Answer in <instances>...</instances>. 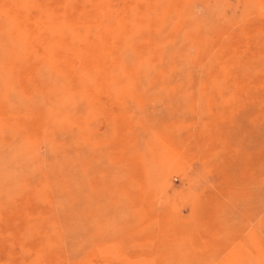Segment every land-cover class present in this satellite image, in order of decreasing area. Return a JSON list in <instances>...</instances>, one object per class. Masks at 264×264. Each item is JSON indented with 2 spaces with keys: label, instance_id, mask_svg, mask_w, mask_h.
Listing matches in <instances>:
<instances>
[{
  "label": "rangeland",
  "instance_id": "1",
  "mask_svg": "<svg viewBox=\"0 0 264 264\" xmlns=\"http://www.w3.org/2000/svg\"><path fill=\"white\" fill-rule=\"evenodd\" d=\"M0 3V264H264V0Z\"/></svg>",
  "mask_w": 264,
  "mask_h": 264
},
{
  "label": "bare ground",
  "instance_id": "2",
  "mask_svg": "<svg viewBox=\"0 0 264 264\" xmlns=\"http://www.w3.org/2000/svg\"><path fill=\"white\" fill-rule=\"evenodd\" d=\"M0 1H1V0H0ZM14 2H15V1H14ZM3 3H4V2H3ZM3 3H2V4H3ZM85 3H86V2H85ZM4 4H5V3H4ZM11 4H13V3H11ZM0 5H1V3H0ZM85 5H87V4H85ZM100 5H101V4H100ZM8 6H9V5L7 4V8H8ZM23 6H24V5H23ZM111 6H112V5H111ZM103 7H104V6H103ZM146 7H147V6H146ZM2 8H3V7H2ZM4 8H6V6H4ZM53 8H54V7H53ZM12 9H13V8H12ZM18 9H19V8H18ZM20 9L22 10V7H21ZM5 10H6V9H5ZM15 10H16V8H15ZM123 10H124V9H123ZM10 11H11V9L9 10V14L12 13V11H11V12H10ZM92 11H93V10H92ZM7 12H8V11H7ZM14 12H15V11L13 10V13H14ZM17 12H18V11H17ZM90 12H91V11H90ZM18 13H19V12H18ZM18 13H17V14H18ZM22 13H23V12H22ZM18 15H19V14H18ZM11 16H12V15H11ZM26 16H27V15H26ZM8 18H10V16H9ZM27 18H28V17H27ZM137 18H138V17H137ZM10 19H12V18H10ZM8 20H9V19H8ZM9 21H11V20H9ZM12 21H13V20H12ZM12 21H11V22H12ZM11 22H10V23H11ZM12 23H13V22H12ZM28 23H29V22H28ZM22 24H25V25H26L27 22H25V23L23 22ZM9 25H11V24H9ZM9 25H8V26H9ZM25 25H24V26H25ZM48 25H49V24H48ZM57 25H58V24H57ZM16 26H19V25L16 24ZM26 26H27V25H26ZM51 26H53V25H51ZM51 26H50V27H51ZM58 26H59V25H58ZM6 27H7V26H6ZM10 28H11V27H10ZM56 28H57V27H56ZM31 29H32V28H31ZM34 29H35V28H34ZM48 29H49V28H48ZM51 29L54 30L53 28H51ZM28 30H29V28H28ZM13 31H14V30H13ZM17 31H18V30H17ZM57 31H58V29H57ZM11 32H12V31H11ZM54 32H55V31H54ZM16 33H17V32H16ZM18 33H19V31H18ZM29 33H30V32H29ZM50 33H51V32H50ZM22 34H23V33H22ZM29 35H30V34H29ZM51 35H52V33H51ZM53 35H54V34H53ZM73 35H74V34H73ZM54 36H55V35H54ZM21 37H22V36H21ZM22 39H24V38H22ZM16 40H17V39H16ZM18 43H19V42H18ZM20 44H21V43H20ZM20 47H21V46H20ZM22 47H23V46H22ZM58 47H59V46H58ZM58 47H57V48H58ZM58 49H62V48L59 47ZM58 49H56V50H58ZM124 49H125V48H124ZM89 50H90V49H89ZM60 51H61V50H60ZM126 58H127V57H126ZM79 60H80V59H79ZM145 72H146V71H145ZM142 75H143V74H142ZM140 76H141V75H140ZM145 76H146V75H145ZM143 78H144V75H143ZM38 119H39V118H38ZM160 214H161V213H160ZM36 237H37V236H36ZM30 242H31V241H30ZM136 262H137V261H136Z\"/></svg>",
  "mask_w": 264,
  "mask_h": 264
}]
</instances>
